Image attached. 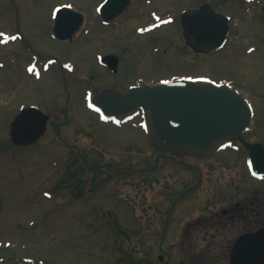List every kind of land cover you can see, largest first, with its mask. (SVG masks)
I'll list each match as a JSON object with an SVG mask.
<instances>
[{
  "label": "rangeland",
  "instance_id": "374dc122",
  "mask_svg": "<svg viewBox=\"0 0 264 264\" xmlns=\"http://www.w3.org/2000/svg\"><path fill=\"white\" fill-rule=\"evenodd\" d=\"M100 1L0 0V65L5 64L0 68V264H118L127 253L155 264H231L237 237L264 225V182L247 170L244 147L236 143L202 161L155 153L147 131L138 126L141 116L115 126L91 110L84 96L113 80L124 91L136 74L150 79L204 73L245 81L240 90L256 110L246 136L264 140V51L244 52L251 44L264 49V25L256 14L257 21L241 25L243 39L197 55L170 46L182 44L173 24L159 32L158 47L171 49L160 60L149 56L130 66L125 59L111 75L97 57L112 48L101 39L107 30L94 9ZM204 1L157 0L154 7L176 11ZM64 2L85 13L90 36L81 31L73 42L53 38L54 14ZM218 10L232 11L223 5ZM145 11L134 13L146 17ZM133 14L110 26L109 34L121 25L139 26L137 19L130 21ZM119 30L113 47L123 50L130 27ZM5 36L19 40L3 43ZM31 53L56 57L37 80L24 65ZM71 62L76 70L64 73ZM67 83L70 100L63 94ZM30 105L51 114L60 131L50 123L38 143L16 147L7 142L9 123ZM80 190L82 196L74 197ZM205 222L212 229L202 231Z\"/></svg>",
  "mask_w": 264,
  "mask_h": 264
},
{
  "label": "water",
  "instance_id": "95a60500",
  "mask_svg": "<svg viewBox=\"0 0 264 264\" xmlns=\"http://www.w3.org/2000/svg\"><path fill=\"white\" fill-rule=\"evenodd\" d=\"M129 1L108 0L104 8L114 7L121 11ZM70 17L75 20V31L84 20L81 12L62 8L55 27L61 38H72L75 32L70 31ZM216 18L224 22L216 27L218 37L204 38L208 42L207 48L220 46L225 39L227 24L222 17ZM94 101L106 115L127 114L141 107L145 111L150 138L158 150L207 157L232 139H238L250 151L252 169L255 172L264 170L263 143L247 142L243 136L252 120L251 105L228 85L178 80L134 87L128 94L106 89ZM49 118L37 107L23 109L11 123L12 141L16 145L37 141L45 134ZM231 263L264 264V227L237 239L231 252Z\"/></svg>",
  "mask_w": 264,
  "mask_h": 264
},
{
  "label": "flooded vegetation",
  "instance_id": "af4514ba",
  "mask_svg": "<svg viewBox=\"0 0 264 264\" xmlns=\"http://www.w3.org/2000/svg\"><path fill=\"white\" fill-rule=\"evenodd\" d=\"M145 1H147V0H134L132 2V4L133 3L136 4L137 10L144 9V8L146 9V11H145L146 12V15H145L146 18L142 17L139 14L137 15V17L145 19V23L147 25H150V24L153 23L152 22L153 18H152L151 12H152V10H155V8H152V9L148 10L146 5L144 4ZM201 5L202 4H199V5L195 6L194 8H199ZM263 9H264V1H262V0H254V1H251L249 3H247L245 0H242L240 2V5L238 7L234 8V13H236L237 11L238 12L242 11L243 16L239 15L238 22H242V21L244 22V21L248 20V18H250V20H256L257 21L256 15H255L257 13V16L259 18H261V22L264 25V10ZM137 10H136V12H137ZM179 26H180L179 30L181 32V36L184 39V43L180 44V46H185V47H182V49H181V50H184L185 48L187 49L188 45H187V39L185 37V30H184V27L182 25V21H180ZM142 36H146V38L144 40H142L141 42H137L136 43L137 45H140L142 48H144L145 46H148V44H152V43L156 44L157 42L161 41L160 40L161 36H156V34H154L153 31L145 32V34H142ZM136 39H139V38H136ZM191 50L197 55H204L203 52L199 51L198 49H191ZM162 51L163 52H167V49L163 48ZM157 59L160 60L159 57H157ZM119 60H120V63H121V61H122L121 60V56H119ZM134 61H138V59L136 58V59H134ZM130 66H133V65H130ZM188 75H191V76L195 75L196 76V75H201V74H194V75L193 74H188ZM148 78H150V79H147V77H145V76H143L141 74H136L134 78H131L132 81L130 82V85L131 84H137V85L145 84V83H147V81H149V83H152L154 81H158L159 79H161L163 77L155 78V77L152 76V77H148ZM213 79H215V78H213ZM217 81L220 82V80H217ZM221 81H224V80L221 79ZM113 84L115 86H118L116 80L115 81L113 80ZM238 206H240V203H237V207ZM248 206H249V209H250V204L249 203H247V207Z\"/></svg>",
  "mask_w": 264,
  "mask_h": 264
},
{
  "label": "trees",
  "instance_id": "16d2710c",
  "mask_svg": "<svg viewBox=\"0 0 264 264\" xmlns=\"http://www.w3.org/2000/svg\"><path fill=\"white\" fill-rule=\"evenodd\" d=\"M81 183L78 184V187H81ZM78 189V188H77ZM76 189V190H77ZM74 192V196L76 198H80L82 196V190H80V192H76V191H73ZM135 261L137 262V258L135 257L134 254H130V253H127L125 254L119 261H118V264H135ZM142 260L139 261V263L141 264ZM125 262V263H124Z\"/></svg>",
  "mask_w": 264,
  "mask_h": 264
}]
</instances>
